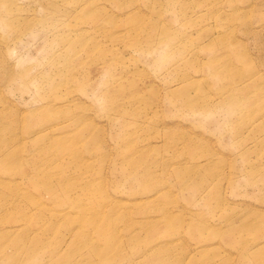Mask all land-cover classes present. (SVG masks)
Instances as JSON below:
<instances>
[{"label":"rangeland","instance_id":"obj_1","mask_svg":"<svg viewBox=\"0 0 264 264\" xmlns=\"http://www.w3.org/2000/svg\"><path fill=\"white\" fill-rule=\"evenodd\" d=\"M0 264H264V0H0Z\"/></svg>","mask_w":264,"mask_h":264}]
</instances>
